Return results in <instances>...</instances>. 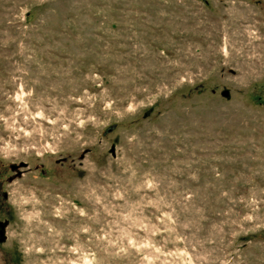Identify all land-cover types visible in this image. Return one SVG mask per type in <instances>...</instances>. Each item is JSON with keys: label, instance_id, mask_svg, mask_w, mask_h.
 I'll use <instances>...</instances> for the list:
<instances>
[{"label": "rangeland", "instance_id": "374dc122", "mask_svg": "<svg viewBox=\"0 0 264 264\" xmlns=\"http://www.w3.org/2000/svg\"><path fill=\"white\" fill-rule=\"evenodd\" d=\"M0 223V264H264V0H0Z\"/></svg>", "mask_w": 264, "mask_h": 264}, {"label": "water", "instance_id": "95a60500", "mask_svg": "<svg viewBox=\"0 0 264 264\" xmlns=\"http://www.w3.org/2000/svg\"><path fill=\"white\" fill-rule=\"evenodd\" d=\"M224 95L226 96L227 93H225ZM0 228L2 229V231H1V233H0V241H2V240H3V236H4V232H3V230H4V228H5V224L0 223Z\"/></svg>", "mask_w": 264, "mask_h": 264}, {"label": "flooded vegetation", "instance_id": "af4514ba", "mask_svg": "<svg viewBox=\"0 0 264 264\" xmlns=\"http://www.w3.org/2000/svg\"><path fill=\"white\" fill-rule=\"evenodd\" d=\"M2 229L0 228V233H1Z\"/></svg>", "mask_w": 264, "mask_h": 264}]
</instances>
